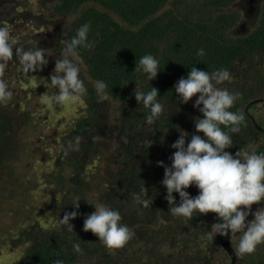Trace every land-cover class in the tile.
<instances>
[{
  "label": "trees",
  "instance_id": "trees-1",
  "mask_svg": "<svg viewBox=\"0 0 264 264\" xmlns=\"http://www.w3.org/2000/svg\"><path fill=\"white\" fill-rule=\"evenodd\" d=\"M235 1H56L52 8L64 19L62 24H56L51 33H34L32 40L24 45L45 49L51 46L45 56L55 63L63 41L74 36L81 23L90 24L92 46L79 49L83 73L88 78V94L82 98L85 113L66 131H57L56 127L48 133L38 132L34 140L40 155L38 160L52 166L39 179L25 178L20 184L22 177L12 171L0 173V204L1 199H13L15 188L22 193L39 189L40 212L50 219L47 226L35 220L10 236L8 247L21 251L9 264H55L57 259L63 260V264H78L83 260L90 264H172L171 258L180 254L182 260L173 264L230 263L221 246L228 235L216 234L214 239L205 236L211 225L218 222L215 213L194 214L189 220L174 218L168 212L166 189L160 183L164 168L158 162L171 164L169 157L175 149L170 145L180 135L178 128L189 137L193 133L203 135L195 130V118L202 117L198 108L193 107L199 94L187 103H180L173 90L175 82L186 77L193 66L210 73L227 69L232 79L219 86L239 93L230 110L242 113L246 126L231 134L233 145L226 151L234 155L240 148L253 147L264 136V131L259 132L250 118L252 105L246 107L256 94H264V1L258 0L260 7L252 17L247 16L245 7L241 13L234 11ZM6 14L11 15V11ZM8 15H3L0 23ZM20 15L23 16L10 19ZM245 17L250 29L239 30ZM200 48L204 49L203 56L196 55ZM149 52L158 58L161 70L148 83L146 76L133 70L140 57ZM11 71L15 75L19 73L18 81L23 82L28 81V75L38 73L37 70L22 73L15 59L10 62L5 78ZM95 80H104L108 86L109 96L103 102L97 100L91 83ZM241 80L245 87L236 90L235 81ZM135 86L143 90L152 86L158 89L164 115L155 125L145 123L147 109L136 101ZM34 116L13 98L0 106V169L8 165L10 157L21 154L14 131L28 125ZM43 120V126H48ZM76 136L81 138L79 150L65 151L67 142ZM144 187L148 196L142 191ZM187 191L192 196L198 194L195 186ZM75 195L117 209L123 222L134 231L133 238L119 249L106 248L91 230H83L84 219L95 210L94 206L81 198L79 209H74L71 199ZM173 195L178 203V194ZM143 199L151 203L145 207L139 203ZM73 210L79 214L70 219L73 231H68L59 218ZM0 211L18 219L22 210L0 206ZM75 242L80 244L79 253L73 250ZM235 264H264V244L253 254L236 255Z\"/></svg>",
  "mask_w": 264,
  "mask_h": 264
},
{
  "label": "clouds",
  "instance_id": "clouds-1",
  "mask_svg": "<svg viewBox=\"0 0 264 264\" xmlns=\"http://www.w3.org/2000/svg\"><path fill=\"white\" fill-rule=\"evenodd\" d=\"M89 32L90 24L81 23L75 35L63 41L50 77L38 80V84L47 89L42 97L43 103L71 106L88 94V78L83 73L79 49L92 46ZM45 54L48 53L44 48L26 47L13 36L7 24L0 23V106L10 103L14 96L10 81L5 78L10 62L15 59L20 71L29 74L47 65ZM204 54L203 48L197 50V56ZM160 70V61L149 52L140 57L133 71L146 76L149 83ZM231 79L227 69L210 73L193 66L186 77L182 76L175 82L173 90L180 103H187L199 94L193 107L198 108L202 117L195 118V130L203 135L193 133L189 137L186 131L178 128L180 135L170 145L175 149L169 157L171 164L166 165L163 161L158 164L164 168L160 183L166 189L165 199L171 216L190 220L194 214L215 213L218 222L211 225L205 233L206 238L214 239L216 234H240L234 254L244 256L253 254L259 245L264 244V204H261L264 201V151H258L255 147L240 148L233 155L225 150L233 145L231 134L238 133L242 126H246L244 115L230 110L239 93L219 86ZM91 83L99 102L108 99V86L104 80ZM134 96L138 104L147 109L144 113L145 123L155 125L164 115V105L158 100V89L152 86L149 90H143L135 86ZM80 139L76 136L68 141L64 150L78 151ZM190 186L198 189L197 195H190L187 191ZM142 191L147 195L145 187ZM173 193L178 194V203ZM81 198L95 209L86 215L83 230H91L106 248L119 249L133 238L134 231L123 222L117 209L103 202L89 201L80 195L71 199L74 209H79ZM139 203L147 207L151 201L143 199ZM253 204L260 205L254 212L251 209ZM77 210L66 212L62 219L59 218V223L66 226L68 231H73L69 221L79 214ZM250 214L253 217L251 220L247 219ZM73 250L76 253L81 251L78 242L73 244ZM55 264H63V260L57 259Z\"/></svg>",
  "mask_w": 264,
  "mask_h": 264
},
{
  "label": "rangeland",
  "instance_id": "rangeland-1",
  "mask_svg": "<svg viewBox=\"0 0 264 264\" xmlns=\"http://www.w3.org/2000/svg\"><path fill=\"white\" fill-rule=\"evenodd\" d=\"M56 1L57 0H0V12L11 11V15H8L9 18L5 20L4 24H7L13 36L24 44L32 40L34 33L43 31L51 33L54 31L56 24H62L64 19L59 18L60 16L57 15L52 8ZM244 7H246L245 0H236L233 5V10L241 13ZM252 13H247V16L252 17L256 13V10L254 14ZM19 14H23V16L20 15V19H10L12 16H17ZM69 16L73 18L74 15ZM57 17L59 19H55ZM249 24L250 23L246 21L245 17L238 29H250L248 27ZM54 38L50 40L52 41ZM45 44H48V42ZM51 49L52 47L48 46V49H45V51H50ZM54 66L55 63L48 61L46 66L37 70V72L40 73L39 75L35 77L31 75L29 77L27 76L28 81L25 82L17 81V78L14 76L15 72L11 71L8 75V78H11V80H16V82L11 83V87L14 91L13 101L18 102V106L22 109L27 110L33 115L35 114L34 119H32L28 125L23 126V128L19 127L14 131L19 149H22L20 150L21 154L10 157L8 165L0 169V173L12 171L13 174L22 177L21 180H19L20 184L24 182L25 178L39 179L41 173L44 172L45 169H50L52 167L49 163L44 165L43 162L38 160L40 155L35 149L36 144L34 141L38 132L41 133L42 131L48 133L57 128V131H66L77 118L85 113V104L82 99L79 103L71 106H54L42 102V97L46 94L45 91L47 89L44 85L38 84V80L40 78L48 79L53 72ZM248 79L249 77L246 80ZM242 85V80L235 81L234 88L236 90H241ZM243 86L245 87V85ZM260 96L262 97L264 94H256L254 98ZM254 109L264 116V102L256 103ZM254 113L256 112L254 111ZM43 119L49 124L48 126H43ZM263 144L264 136H260L253 144V147L257 148L259 145ZM30 182L32 183V181ZM6 193H8V190H6ZM13 194V199H1L0 206H7L8 208L14 209L20 208L22 211L18 214V216L20 215L18 219L0 211V264H9L15 261L19 256L21 248L15 250L10 249L6 244L10 236L14 235L19 228L29 223L34 224L35 220L42 226H47L50 223V219L40 212L42 195L39 189H28L22 193L20 189L18 190V188H15ZM252 207L253 206H251V209ZM251 217L252 215L250 214L247 219H251ZM239 236L240 234H236L228 238L233 248L234 245L237 244L236 239ZM181 256V254L174 255L171 258V263L180 262V260H182ZM78 264L90 263L87 260H83ZM224 264H229V261Z\"/></svg>",
  "mask_w": 264,
  "mask_h": 264
},
{
  "label": "flooded vegetation",
  "instance_id": "flooded-vegetation-1",
  "mask_svg": "<svg viewBox=\"0 0 264 264\" xmlns=\"http://www.w3.org/2000/svg\"><path fill=\"white\" fill-rule=\"evenodd\" d=\"M245 2L247 3V6L245 7V11H246V13H252L254 10H256V11H258L257 9H259V5H257V3L259 2L258 0L256 1V0H245ZM254 2V3H253ZM255 9H254V8ZM8 12H10V11H6V12H0V19L1 18H3V15H8V14H6V13H8ZM40 14V13H39ZM18 18L20 19V17L18 16ZM13 19V18H12ZM3 24L5 23V21H3L2 22ZM40 73L38 72V73H35V74H32L31 76H36V75H39ZM16 78H17V81L21 78V75L19 74V73H17L16 75H14ZM30 75H28V77H29ZM6 79H8L9 81H10V86H11V83L12 82H16V80H11V78H8V75H6ZM254 111L256 112V113H254ZM251 112H252V114H253V118H254V120L256 121V120H258L259 122H261L262 123V125L261 126H259L258 124L257 125H255L257 128H258V131L259 132H263L264 131V116L262 115V114H260V113H258L255 109H254V105H252V107H251ZM252 114H251V117H252ZM24 126V125H23ZM23 126H21L22 128H23ZM261 136H263V135H261ZM256 148V147H255ZM257 150L258 149H261V151H264V144L263 145H259L257 148H256ZM261 204H264V201H262L261 202ZM253 207H252V211H254V210H256L260 205H258V204H253L252 205ZM219 237V236H218ZM230 237V235H228L227 237H224L223 238V240H226V239H228Z\"/></svg>",
  "mask_w": 264,
  "mask_h": 264
},
{
  "label": "water",
  "instance_id": "water-1",
  "mask_svg": "<svg viewBox=\"0 0 264 264\" xmlns=\"http://www.w3.org/2000/svg\"><path fill=\"white\" fill-rule=\"evenodd\" d=\"M259 102H264V97H257V98H253L252 100L249 101V103L246 105V107H249L250 105H253L255 103H259ZM252 122L257 125L253 119V117H251ZM218 236H220V234H218ZM221 246L222 248L225 250V252L227 253L230 263L229 264H235L236 263V255L234 254V248L230 242V239H226L224 241H221Z\"/></svg>",
  "mask_w": 264,
  "mask_h": 264
}]
</instances>
